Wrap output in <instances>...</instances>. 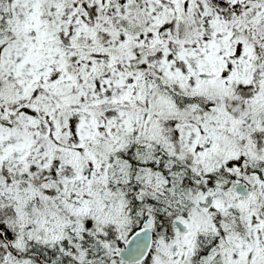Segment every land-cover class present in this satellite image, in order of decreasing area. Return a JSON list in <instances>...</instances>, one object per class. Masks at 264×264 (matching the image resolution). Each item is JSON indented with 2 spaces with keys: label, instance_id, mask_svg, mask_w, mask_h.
Segmentation results:
<instances>
[{
  "label": "snow or ice",
  "instance_id": "snow-or-ice-1",
  "mask_svg": "<svg viewBox=\"0 0 264 264\" xmlns=\"http://www.w3.org/2000/svg\"><path fill=\"white\" fill-rule=\"evenodd\" d=\"M0 264H264V0H0Z\"/></svg>",
  "mask_w": 264,
  "mask_h": 264
}]
</instances>
